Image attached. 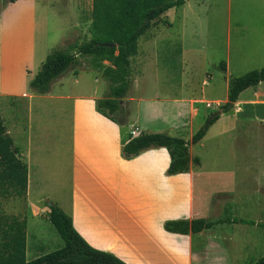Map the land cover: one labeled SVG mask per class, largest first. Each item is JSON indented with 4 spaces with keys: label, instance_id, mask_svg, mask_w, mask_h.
I'll use <instances>...</instances> for the list:
<instances>
[{
    "label": "crops",
    "instance_id": "0c3cea01",
    "mask_svg": "<svg viewBox=\"0 0 264 264\" xmlns=\"http://www.w3.org/2000/svg\"><path fill=\"white\" fill-rule=\"evenodd\" d=\"M49 16L50 7L44 0H19L0 11V106L10 100L23 106L22 117L18 111L6 127L29 168L27 195L12 199H25L24 208L11 214L27 220V260L63 247L62 238L51 228L49 207H40L37 180L32 188L30 179L38 118L34 114L46 111L50 104L56 108L51 113H56L58 126L67 129L71 146L70 185L53 203L72 217L76 230L92 247L114 252L128 264L257 261L258 224L247 215L254 213L257 220L264 219V195L255 196L256 188L264 187V82L243 91L233 110L222 113L199 143H191L213 114L206 102L227 103L230 79L238 77L231 74V35L227 59L219 63L221 71V64L225 65V71L218 78L222 91L217 95L209 91L217 73L204 71L209 76L199 89L193 77H186L193 70L186 60L190 51L183 47L176 53L173 47L163 46L164 41L183 38L168 34L173 23L169 21L161 30L158 25L152 27L148 32L152 35L139 40L138 53L132 59L133 85L123 101L127 113L117 123L97 109V101L107 95V82L93 68L90 70L98 78L74 69L55 81L49 94H31L30 83L52 49ZM91 24L92 19L89 36L79 45L91 40ZM163 33L160 41L158 34ZM177 54L183 64L159 66V60L169 62ZM263 58L257 49L242 48L236 61L238 66L256 65ZM259 66L255 69L264 67ZM134 129L141 134L183 138L190 144L191 159L198 158L200 165L192 164L187 173L168 176L171 159L165 148L127 156L123 148ZM179 219H207L215 225L200 234L164 230L165 222ZM234 219L257 226L226 222Z\"/></svg>",
    "mask_w": 264,
    "mask_h": 264
},
{
    "label": "trees",
    "instance_id": "16d2710c",
    "mask_svg": "<svg viewBox=\"0 0 264 264\" xmlns=\"http://www.w3.org/2000/svg\"><path fill=\"white\" fill-rule=\"evenodd\" d=\"M1 1L5 8L19 0ZM187 1L93 0L91 40L82 45L74 43L66 49H51L30 83L31 94H49L55 81L80 65L77 54H81L90 58L92 68L101 71L108 83L107 95L97 101L98 111L120 123L122 102L133 85L132 59L138 53L139 40L152 27L161 23L169 10L183 6ZM163 24L170 25L167 21ZM112 44L116 46L110 47ZM221 68L225 70V65L221 64ZM261 82H264V67L232 77L229 82L228 102L221 107L222 113L231 112L239 95ZM218 118L219 116L210 123L207 122L193 136L191 143H199ZM126 141L123 152L127 156L137 155L153 147L167 149L171 159L168 176L187 173L192 164L200 165L198 158L191 159L190 144L183 138L166 133H142L137 138L128 136ZM28 174V164L20 157L0 113V264H128L114 252L92 247L76 230L72 217L54 203L48 205L49 221L61 236L63 247L28 261L27 220L8 214L4 209L10 199L27 195ZM226 222L257 225L242 219ZM214 225V222L207 219H179L165 222L164 230L178 235L200 234L212 229ZM258 226L264 228L262 224ZM253 264H264V255Z\"/></svg>",
    "mask_w": 264,
    "mask_h": 264
},
{
    "label": "rangeland",
    "instance_id": "374dc122",
    "mask_svg": "<svg viewBox=\"0 0 264 264\" xmlns=\"http://www.w3.org/2000/svg\"><path fill=\"white\" fill-rule=\"evenodd\" d=\"M44 2L50 7L49 36L52 49H66L74 43L79 44L86 40L89 36L90 20L92 19L93 0H44ZM2 9L3 4L0 0V11ZM164 21H171L174 25L171 27L169 35L176 38L183 36V38L179 41L173 39V42L164 41L162 42L163 46L173 47L176 53L181 52L180 49L183 47L190 51L187 53L186 60L192 63L187 65H191L193 70L189 69L188 71L191 73L186 77L188 80L193 77V84L199 89L202 88L203 78L207 79L209 76L204 75V71L210 69L209 73L218 75L212 82L213 87L209 91L217 95L222 91V82L218 78L224 77L222 72L225 70L221 71L219 63L222 59L223 61L227 59L228 35H231L229 56L231 55L232 75L241 76L260 67L259 65H264V58L258 60L256 65L238 66L236 61L242 48L249 52L257 49L258 53L264 54V0H188L185 5L173 8L166 13L157 29H162ZM151 35V33H147L146 39ZM158 35H161L160 41L163 40L162 35L165 34ZM241 37L245 39H240ZM59 41L61 44H58ZM77 58L80 65L74 68L75 70H78L81 75L90 74L92 78L99 77L97 72L90 70L92 69L90 58L81 54H77ZM170 60L169 62L159 60V66H180L183 61L179 54L174 55ZM133 68H135V61H133ZM3 104L4 106H0V112L5 120V125L9 127V123H12L18 116V111L21 112L19 113L20 118L22 117L23 106L21 103L11 100ZM48 105L49 108L46 111L34 114V117L38 118H36L37 124L34 128L35 149L31 157L32 168L30 167L31 187L33 188L37 184V195L38 198H41L40 207L42 209H46L50 203L62 197L60 195L66 192L70 185L68 170L71 156L70 139L67 129L63 130L62 126H58L60 122L56 113L55 116L51 113L56 108ZM122 105L123 112L120 120L123 122L127 107H124V102ZM223 105L224 103L221 102H206V107L213 113L221 110ZM35 180H37L36 184H34ZM32 194L36 195L35 192ZM263 195L264 187H257L255 196L260 198ZM24 204L25 199H19V201L11 199L4 205V209L7 213L14 214L16 211H22ZM233 214L239 215L235 212ZM247 217L256 220L257 224L264 225V219L257 220L254 213L248 214ZM51 228L54 234H59L52 225ZM226 228H231V226H226ZM256 228L258 233L255 234L257 241L255 260L264 255V229L258 226Z\"/></svg>",
    "mask_w": 264,
    "mask_h": 264
},
{
    "label": "water",
    "instance_id": "95a60500",
    "mask_svg": "<svg viewBox=\"0 0 264 264\" xmlns=\"http://www.w3.org/2000/svg\"><path fill=\"white\" fill-rule=\"evenodd\" d=\"M110 47H115V44L109 45ZM222 114L221 110H218L216 112H214L213 114L210 115L209 119H208V123H210L214 118L220 116Z\"/></svg>",
    "mask_w": 264,
    "mask_h": 264
},
{
    "label": "built area",
    "instance_id": "2783aa9c",
    "mask_svg": "<svg viewBox=\"0 0 264 264\" xmlns=\"http://www.w3.org/2000/svg\"><path fill=\"white\" fill-rule=\"evenodd\" d=\"M140 135H141V133L139 132V129H134V130L131 131V136H132L133 138H137V137H139Z\"/></svg>",
    "mask_w": 264,
    "mask_h": 264
}]
</instances>
